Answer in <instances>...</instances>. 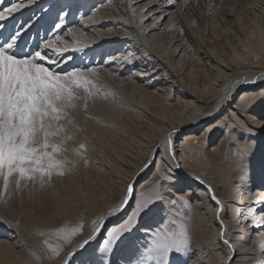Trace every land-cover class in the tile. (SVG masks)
Returning a JSON list of instances; mask_svg holds the SVG:
<instances>
[{
	"label": "bare ground",
	"instance_id": "obj_1",
	"mask_svg": "<svg viewBox=\"0 0 264 264\" xmlns=\"http://www.w3.org/2000/svg\"><path fill=\"white\" fill-rule=\"evenodd\" d=\"M168 1L170 5L177 3L179 11L200 4L207 11V18H211L216 9L225 7L229 0ZM237 1L243 12L249 13L259 22L255 23L248 36L245 34V40L242 39L235 46L231 58L220 63L221 68L214 72L211 70L213 74L209 72L210 77H204L209 75L204 74L198 85L187 84L186 90L180 96H173V99H169V94L162 97L157 103L162 111L154 112L139 102L137 109L133 106L116 109L118 114L123 115L125 123L136 124L133 135L132 127L124 133L121 124L109 120V116L105 118L109 111L104 115V111L102 115L101 112L96 114L93 111L90 116L79 113L67 125L73 138L66 143L65 158L69 164L63 176L54 174L51 182L44 186L39 181L25 182L26 186L20 190H17L14 182H10L5 190L3 178L0 177V188L5 191L3 195L11 197L9 206L12 203L19 207L28 206V201L31 206L32 201H38L41 206V217L38 215V220L22 227L23 240L8 245L0 242V264H63L68 252L82 243L100 218L105 217L100 235L90 242L87 252L76 251L71 264H78L84 256L98 248L107 230L118 225L135 205L133 199L131 205L125 206L114 216H108L126 195L129 184L134 185L135 194L140 195L142 200H148L152 210L138 218L134 231L124 234V239L111 254L96 253L93 258L99 264H106L109 260L111 264H140L141 255L157 232L161 235L175 233L181 224L186 227L189 243L182 253L173 252L164 257V264H229L230 258L231 264H264V128L260 127L264 122V98L256 99L260 90L264 89V0ZM138 2L36 0L35 4L14 14L15 19L9 18L7 23L11 27L33 13L41 15V9H44L46 11L41 24L46 26L56 19L57 12L65 5L66 11L70 7V14L64 19L62 31L57 33L59 40L54 46L67 49L64 53L66 59L74 57L66 67L91 70L87 77L91 81L90 85H95L98 78L106 83L112 77L119 80L125 70L132 66H156L162 74L169 70V80L175 84L180 78L175 76L177 73L174 75L169 49L171 43L178 39L170 38L169 35L170 40L165 49L159 50L161 52L154 45L149 47L148 38L156 30L152 29V25L159 16L150 18L149 15H141L143 9L135 11L133 8ZM0 4L10 6L8 0H0ZM118 11L128 17L124 34L107 39L104 28L123 23L119 21L123 17H115ZM144 20L150 23H143ZM182 28L185 27L180 22H175L169 28V33L176 32L177 36H181ZM43 31L41 28L39 36H44ZM103 35L105 37L102 38ZM57 36L52 39L56 41ZM83 36L90 40L89 44L81 41ZM66 41H71V45H67ZM117 48V52H111ZM106 51L112 54L108 53L103 64H95L102 52ZM175 52L176 49H173L172 53ZM204 52L207 54H204V59H209V51ZM129 53H132V63H108L112 57L123 61ZM143 54H147L146 58ZM93 55H97V60L90 59ZM155 74L154 70H150L148 76ZM252 80L256 83H250ZM152 82L146 83L147 89L154 86ZM130 87H134L130 92L136 93L137 87ZM114 88L117 93L118 87ZM231 100L232 104L213 122L203 125L221 108L228 106ZM151 106L155 107L154 104ZM136 111L141 113L139 116L143 114L151 121L145 128L143 125L138 126L140 117ZM174 129L179 133L174 139L176 159L162 163L161 157L168 148L165 138ZM155 149L159 151L154 154ZM89 156L91 163L98 164L93 169H107L115 180L113 184L110 181L109 188L114 194H109L107 198V194L103 195L102 191L98 194L96 191L93 193V189L92 192L89 190L93 184L84 168ZM153 157L154 162L145 169V163ZM128 158L134 163L133 167L130 171L122 170L121 164ZM176 163L179 168L174 166ZM114 165L117 168L113 170ZM260 165L263 168L261 170ZM166 176H172L174 183L169 184ZM193 177H199L204 183H199ZM97 179V185L100 186L103 178ZM254 185L255 188L251 190ZM209 187L214 190L219 204L211 199ZM177 193L188 197L187 202L176 200ZM13 194L15 199H12ZM158 196H163V199L158 200ZM77 229L76 235H72ZM224 240L229 243L225 244ZM144 264H156V260L145 258Z\"/></svg>",
	"mask_w": 264,
	"mask_h": 264
},
{
	"label": "snow or ice",
	"instance_id": "obj_2",
	"mask_svg": "<svg viewBox=\"0 0 264 264\" xmlns=\"http://www.w3.org/2000/svg\"><path fill=\"white\" fill-rule=\"evenodd\" d=\"M8 2L10 6L0 4V177L3 178L5 190L10 182H14L17 190H20L26 186L25 182L39 181L44 186L51 182L54 174H65L69 164L65 158L66 143L73 138L67 127L72 122L69 110L78 106L76 100L83 99L81 90L91 95V81L87 78L91 70L66 67L74 57L66 59L64 53L67 49L54 46L59 40L57 33L62 31L63 21L70 14V7L67 11L61 8L56 19L46 26L41 24L46 10L41 9V15L33 13L26 20L9 27V18L15 19L14 14L35 4L36 0ZM159 2L163 3L164 0ZM159 11L163 12L164 9ZM162 19L163 16L156 19L152 29L158 28ZM41 28L44 29V36H39ZM53 36H57L56 41L52 39ZM131 56L132 53H129L123 61L112 57L108 63H132ZM250 83L254 84L256 81L252 80ZM262 98L264 89L256 97L257 100ZM260 127L264 128V122ZM178 134L174 129L165 138L168 148L161 157L162 163L175 161L174 139ZM80 147L83 148V145ZM158 151L159 149H155L154 154ZM153 162L154 157L145 163L144 168L150 167ZM174 166L179 168L178 163ZM165 179L169 184L174 183L172 176H166ZM193 179L204 183L199 177ZM208 190L212 193L211 199L219 204L214 190L210 187ZM133 199L136 203L131 211L125 214L118 225L108 229L98 248L84 256L78 264H99L93 258L96 253L111 254L124 239V234L134 231L138 218L152 210L148 200H142L140 195L135 194L134 185L129 184L126 195L108 216H114L125 206L131 205ZM157 199L162 200L163 196H158ZM176 200L187 202L188 197L177 193ZM105 219L101 217L92 233L68 252L63 264H71L77 250L87 252L90 242L100 235ZM77 231L78 229L74 230L72 235H76ZM188 243V233L183 224L178 226L175 233L161 235L157 232L141 255L140 264H144L145 258L155 259L156 264H164V257L173 252L182 253ZM224 243L228 244L229 241L224 240ZM106 264H111V261Z\"/></svg>",
	"mask_w": 264,
	"mask_h": 264
},
{
	"label": "rangeland",
	"instance_id": "obj_3",
	"mask_svg": "<svg viewBox=\"0 0 264 264\" xmlns=\"http://www.w3.org/2000/svg\"><path fill=\"white\" fill-rule=\"evenodd\" d=\"M168 2H169L168 0H164L163 3L159 2V0H139L138 4L133 8L135 11H137L138 8L143 9L144 15L146 16L149 15L150 18H152L153 16L155 17L159 16V18L163 16V19L161 23L159 24L158 28H156V30L153 32V35L150 38H148V41H149L148 45L149 47L151 45H154L157 51L161 52L162 49H165V46L167 45V42L170 40L171 37L178 39L175 43L172 42L170 45L172 47H170L171 49H169V53H171L169 54V57H170L169 61L170 63L172 62L171 64L173 65V67L172 65L171 67L173 68L174 75L177 73L175 76L177 78H180V80L178 79V81L175 84L171 83L169 80L171 71L168 70L167 71L168 73L165 72V74H162L160 71H157V69L155 68L156 66H149L147 68L132 66L128 68L127 70H125L124 74H122L121 77H119V80L118 78L112 77L111 81L107 83L103 80H100V78H98L96 79L97 83H95V85L93 86L90 85L91 88H89V91L92 95H88L84 93L83 90H81L80 94H81V97H83V99L76 100L75 102L78 106L76 108H72L69 110L71 120L73 119L72 117L74 116L76 117V115L79 113H82L86 116H90L93 111L97 112L96 114H99L101 112L100 115H102L103 111H104L103 115L107 113V111H109L107 115H105L104 117L107 118V116H109L108 117L109 120L116 121L119 124H121L124 127V133H127L128 130L130 129L132 130L133 128L137 129L135 123L134 124L132 122L129 123L128 121H127L128 123L127 122L125 123L126 120H124L123 115L118 114L116 109L130 108L131 106H133L135 109L137 107L136 105L139 102L144 106L145 105L148 106L149 109H151L154 112L162 111L163 110L162 107L157 105V103L161 100L162 97H165L166 95L169 94L170 95L169 99H173L174 97L180 96L181 92L186 90L185 86L187 84H193V86H195V85H198V83L201 80H203L204 77H208V76L210 77L211 76L210 73L213 74L214 72L213 70H217L221 68L219 66L220 63H224V61L226 62L228 59L231 58V54H232V51L235 50V46H237L242 39L245 40V34L248 36V33L251 31L255 23L259 22L258 19L256 18L253 19V16L250 15L249 13L243 12L241 9L242 6H240L241 4H239L237 0H229L227 5H225V7H218L216 11L214 12V16H212L211 18L209 17L207 18V11L200 4H193V5L187 6L185 10L181 9V11H179L178 7H176L178 6L177 3L176 4L172 3L170 5ZM64 7L65 5L62 6V8ZM159 9H164V11L160 12ZM118 13L119 14L115 13V17H118V19L123 17V19H119V21L123 22L122 23L123 25L118 24V25H115L114 27H111V26L105 27L103 31L106 33L107 39H110L112 37H117L119 35L124 34L123 31H125L124 29L126 28L125 26L127 24L126 19L128 17L123 15L122 11H118ZM106 17H109V16L106 15ZM144 22L145 20L143 21V23ZM175 22H180V25L185 27L184 29L182 28L183 31H182L181 36H177L176 32L169 33V28ZM145 23L149 24L150 21H146ZM39 35H40V32H39ZM43 35H44V31H43ZM169 35H170V38H169ZM91 37L96 38L93 35ZM103 37H105V35H103L102 38ZM81 41L87 44L90 43V40H88L86 36H83ZM66 44L70 46L71 41L69 42L66 41ZM173 49H176L175 53H172ZM118 50L119 48L111 52L115 53ZM203 51H209L210 55L208 56H211L212 58L210 57L209 59H204V54L206 53L205 52L203 53ZM111 52H107V51L105 53L102 52L101 57L98 60L96 59L97 55L96 56L93 55V57H91L90 59L95 58L94 60H97L95 64L96 63L103 64V62L105 61L104 59H106L108 53L112 54ZM146 56L147 54H143L144 58H146ZM144 62L146 61L144 60ZM208 63L210 64L208 65ZM214 67L216 69H214ZM150 70L151 71L154 70V73L156 74L152 76H148V73ZM211 70L213 72H211ZM204 74L205 75L209 74V75L204 76ZM176 77H174L175 80H176ZM150 80L151 81L153 80L152 83L154 86L150 89H147L146 83H148ZM127 81H129L128 84H127ZM130 85L136 86L138 91L136 89L135 90L136 93H133L132 91L130 92L131 88H134V87H130ZM115 86L118 87L117 93H115V91L113 90L115 89L114 88ZM151 91L153 92L151 93ZM101 95H103L104 98ZM104 95L107 96L106 97L107 99L105 98ZM118 97L121 99L116 100V98ZM133 99H134V102H133ZM142 99L144 100L145 103L142 101ZM169 102H172V101L170 100ZM110 103L112 104L114 103V104L111 105ZM126 104H128V106H126ZM153 104L155 105V107L151 106ZM231 104H232V100L228 104V106L225 105L223 108H221L219 112H217V114L213 118H210L204 121L203 125H208L209 123L213 122ZM116 106H118V108ZM80 109H81V112H80ZM136 113L137 115L141 114V113H138V111H136ZM115 117L118 119V121L115 119ZM139 117L141 119L139 118L138 120V123H139L138 126L143 125L144 127L143 126L142 127L145 128L148 123H151V121L148 120V118H146L143 114L140 115ZM145 120L147 123L145 122ZM154 125H155V121H154ZM134 129L132 130V135L136 130ZM91 160H92L91 156H89V158L85 162V167H84L88 173L87 176H89L93 184L92 185L93 188L92 186H90L89 190L92 192V189H93V193L96 191L95 193L99 192L98 194H100V192L102 191L101 193H103V195L107 194L105 195L107 198L109 197V194H114V192L110 191L109 188H110V183H111L110 181H112V184H113L115 180H113L114 178H112L111 174L107 171V169H104L102 167H99V169L97 170L93 169V166L97 167L98 164L91 163ZM124 164H121L122 170L130 171L134 163L132 162L130 158H128L127 160H125ZM261 165H260V170L263 169L261 168ZM115 168H117V166L115 167L114 165L113 170ZM97 178H103L102 181L99 180L101 181L99 185L103 186L102 188L103 190L100 189L101 187L97 185V181H98ZM105 182H107L106 186H105ZM234 185L237 186V184H234ZM94 186L95 187L97 186V187L95 188ZM254 188H255V185L254 187L251 188V190H253ZM0 189H2V187ZM1 192L0 194L2 195H0V234H1L0 242L1 243L3 242V244L5 245H8L10 243H15L16 241H18L19 243L20 239L23 240V228L22 227L25 224L29 225L28 223L38 220L39 219L38 215H40L41 217L40 203L38 201H32L33 205L31 206L28 201L27 202L29 204L28 206L22 205L21 207H19L13 203L11 206H9L11 202L10 201L11 197L3 195L5 193L4 189H2ZM14 194L12 195V199H15ZM2 196L3 197L5 196L6 198L5 197L2 198ZM42 207L44 208L45 204Z\"/></svg>",
	"mask_w": 264,
	"mask_h": 264
},
{
	"label": "water",
	"instance_id": "obj_4",
	"mask_svg": "<svg viewBox=\"0 0 264 264\" xmlns=\"http://www.w3.org/2000/svg\"><path fill=\"white\" fill-rule=\"evenodd\" d=\"M235 94V93H234Z\"/></svg>",
	"mask_w": 264,
	"mask_h": 264
}]
</instances>
